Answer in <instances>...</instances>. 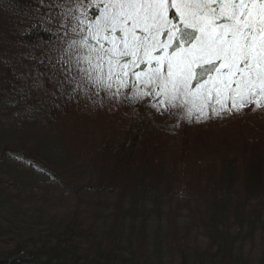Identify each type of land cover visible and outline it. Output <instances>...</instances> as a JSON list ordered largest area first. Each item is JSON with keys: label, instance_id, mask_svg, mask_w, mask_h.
Masks as SVG:
<instances>
[{"label": "trees", "instance_id": "1", "mask_svg": "<svg viewBox=\"0 0 264 264\" xmlns=\"http://www.w3.org/2000/svg\"><path fill=\"white\" fill-rule=\"evenodd\" d=\"M103 2L89 0L86 16H98L92 5ZM47 12L41 0H0V56L10 61L0 60V264H264L260 142H245L248 160L241 150L212 153L220 172L205 177L191 159L193 140L170 146L154 131L169 133L155 116L122 121L108 99L69 101L46 77L33 88L31 70L47 69L38 49L37 60L20 54L46 38L37 17ZM37 128L56 142L29 146L24 138ZM170 201L180 211H166Z\"/></svg>", "mask_w": 264, "mask_h": 264}, {"label": "snow or ice", "instance_id": "2", "mask_svg": "<svg viewBox=\"0 0 264 264\" xmlns=\"http://www.w3.org/2000/svg\"><path fill=\"white\" fill-rule=\"evenodd\" d=\"M41 4L46 38L20 54L37 60L38 49L47 69L31 70L33 88L46 77L61 97L93 103L134 88L160 111L185 108L198 119L264 108V0H105L90 17L89 0Z\"/></svg>", "mask_w": 264, "mask_h": 264}, {"label": "rangeland", "instance_id": "3", "mask_svg": "<svg viewBox=\"0 0 264 264\" xmlns=\"http://www.w3.org/2000/svg\"><path fill=\"white\" fill-rule=\"evenodd\" d=\"M125 91L127 92V96L121 95L115 99H110L109 96L105 94L103 97H101L108 99L114 109L111 108V105H109L110 103H107L102 99H100L101 101H99L98 99V102L106 104L104 106L108 110L112 109L115 112L114 114L122 121L128 120L126 116L131 117L133 119H137L135 118V116L138 117L141 114L144 117L146 116L149 118H152V115L155 116L153 117V119L157 121L160 125L164 126L169 133L158 132V127L155 124L153 129L157 133V136H160V138L165 135V138L170 146H174V143H172L173 141L186 140L189 144H193L191 142V140H193L197 148H203L207 151L202 156L201 153L197 151V148H195L194 146L193 148L195 149V151L192 153L191 156L193 162H196V164L200 166L195 167L200 168L201 172L204 174L205 177H209V174H213L214 176L219 175L221 167L219 165L221 164V162L219 159L213 156L212 153L214 152H219L220 150L224 149L233 151L235 149V153L241 150V153L247 154L245 157L246 160H248L250 158L249 156H252L253 154L250 149L251 145L248 144L247 148L243 147L245 145V142L248 141L251 144H254L255 141H258L260 142V144L257 146L256 152L264 153V108L258 110H253L252 108L251 110H246L245 108L238 112H222L219 116H210L211 119L203 123V119H198L196 114L192 113V115L189 116L188 109L167 108L164 111H160L152 105H148L146 100L136 99L135 96L137 89L130 88L122 90V92ZM90 114L92 113L89 112L88 115ZM101 122H103V120H101ZM44 131L45 130L41 128L35 129L32 134L27 135L24 138L25 143H27L31 147L41 146L40 148L42 149H45V143L49 145V142H51L50 138H52L55 143V134L51 132V137H47V134ZM232 141L236 144H231ZM240 144H242V146ZM262 155L264 156V154ZM209 168L212 169V172L206 171ZM160 170L162 171V168ZM242 173L243 169L237 170V174L235 175V177L240 179ZM167 174L169 175V173ZM172 178V187L174 189H177L176 186H178L179 190H181L180 192H182L183 186L181 187V183L183 182V180L180 183L177 182V179L175 177ZM194 179L196 181L191 186L192 189L197 183L201 181V177L199 176ZM176 199L179 200L178 198ZM175 204V202L170 201L168 205H165V210L180 211L179 204ZM171 216L166 218L167 221L164 224L169 229V231H171V223H169L171 222ZM182 221L183 218H181V216L179 217V215L174 214V218L172 220L174 225L181 227ZM185 233L186 231L183 229L181 234ZM194 238H196V236H194V234H191V240H193ZM197 238L199 239V236H197Z\"/></svg>", "mask_w": 264, "mask_h": 264}]
</instances>
